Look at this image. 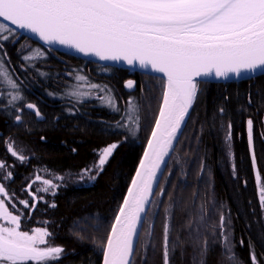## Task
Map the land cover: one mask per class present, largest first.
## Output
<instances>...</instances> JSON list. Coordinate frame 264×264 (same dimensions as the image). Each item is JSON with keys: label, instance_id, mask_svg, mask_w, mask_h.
I'll use <instances>...</instances> for the list:
<instances>
[{"label": "trees", "instance_id": "16d2710c", "mask_svg": "<svg viewBox=\"0 0 264 264\" xmlns=\"http://www.w3.org/2000/svg\"><path fill=\"white\" fill-rule=\"evenodd\" d=\"M14 32L15 36L2 41L0 55L6 53L4 59L18 84L21 99L9 105V92L15 90L0 85V161L9 160L14 165L8 189L15 194V214L23 213V230L44 227L51 233V241L63 249L58 260L47 264H101L103 246L153 127L163 80L69 55L65 56L66 61H60L52 55L53 50L38 44L50 58L26 62L23 56L28 53L20 50L16 38L30 40ZM78 74L103 88L102 96L112 92L119 111L107 109L97 98L85 97L79 102L69 95L61 98L76 83ZM128 81L133 82L131 87ZM54 94L61 95L55 98ZM130 100L138 109L136 126L126 118ZM29 103L39 110V117L27 107ZM150 105L152 114H149ZM249 119L253 121L251 149L247 133ZM263 119L264 76L239 83H198L194 109L150 205L133 264H164L166 216L171 245H175L169 253V264H200L201 260L205 264H229L222 255L221 215L225 217V230L232 237L235 264H252V250L259 264H264V211L260 208L254 174L257 170L264 184ZM118 121L128 123L129 127H117ZM229 124L231 140L227 146ZM133 127L135 130L130 131ZM10 138L16 148L20 145L23 149L27 157L23 163L9 156L6 141ZM115 141L121 142L116 156L94 180L59 188L54 195L36 193L41 199L35 202V210L26 211L19 203L26 198L32 202L25 188L34 173L43 170L53 175L77 174L92 166L100 150ZM194 141L202 144L199 157ZM35 190L33 186L32 191ZM188 201L192 206L190 217L181 213L174 219L175 209L182 211ZM186 224L192 225L185 227ZM99 231L105 233L103 241L98 238ZM197 236L199 242L195 243ZM205 242L208 251L202 256Z\"/></svg>", "mask_w": 264, "mask_h": 264}, {"label": "snow or ice", "instance_id": "6c2138e0", "mask_svg": "<svg viewBox=\"0 0 264 264\" xmlns=\"http://www.w3.org/2000/svg\"><path fill=\"white\" fill-rule=\"evenodd\" d=\"M0 21L7 22H0V48L2 41L16 35L9 27L11 25L34 34L45 45L58 44L100 61L124 62L163 74L162 103L151 137L103 246V264H133L138 229L144 222L148 206L154 203L151 197L155 195L154 185L158 186V173L162 175L161 165L173 149L195 102L198 83L205 78L225 79L230 75L240 77L245 73L264 71V0H0ZM41 55L39 50H32V54L24 55L23 60L32 61ZM4 56L6 53L0 55V85L15 90L9 92L8 103L12 105L21 97ZM75 81L66 94L77 98L78 102L91 96L92 89L104 91L83 75H76ZM132 84L128 81V87ZM97 98L119 111L110 93ZM27 107L40 116L35 105L29 103ZM126 118L134 126L139 123L138 109L131 100ZM16 120L19 122L20 117ZM117 127L128 128L129 124L118 121ZM231 127L229 124L228 141L231 140ZM129 130L134 131L135 127ZM247 131L251 149V119L247 121ZM117 146L113 143L102 150L96 165L100 171ZM7 151L21 163L27 159L12 143L8 144ZM252 163L255 168L254 154ZM0 169L7 172L4 179L12 178L5 162H0ZM90 172L92 169L82 170L81 177ZM95 178V175L90 176L92 180ZM53 179L63 180L64 177ZM53 179H41L37 175L25 188L32 202L20 200L19 203L30 211L35 210L36 193L52 190L55 194L58 185ZM256 181L260 208L264 211V185L259 173ZM37 182L43 187L34 192L33 183ZM163 193L161 189L160 195ZM6 203H11V197L0 184V264H46L58 260L63 249L48 244L51 233L45 228H33L31 232L21 230L23 213L13 214ZM50 206L55 207V204ZM12 207L15 209L14 204ZM200 218L203 220V206ZM219 227L224 241L222 255L229 264H235L237 257L230 233L225 230L227 225L223 215ZM195 239L198 243L199 236ZM170 245V225L166 216L164 264H169V253L175 248ZM207 251L205 242L201 255ZM250 258L252 264H259L254 250ZM200 264H205L204 260Z\"/></svg>", "mask_w": 264, "mask_h": 264}, {"label": "rangeland", "instance_id": "374dc122", "mask_svg": "<svg viewBox=\"0 0 264 264\" xmlns=\"http://www.w3.org/2000/svg\"><path fill=\"white\" fill-rule=\"evenodd\" d=\"M1 22V21H0ZM15 31V30H14ZM25 38H27V37H25ZM17 39L18 40H21V41H18L17 42ZM28 39V38H27ZM30 40V39H29ZM16 43H17V45L19 46V48H20V50H25V51H27V53H28V55H30V54H32V50H39L41 53H42V55H41V57H39V58H37V59H35V60H38V59H41V58H46V60L48 59V58H50V55H49V53H47L46 51H44L43 50V48H40L39 46H37L36 44H38V45H40V46H43L42 44H40V43H38V42H34L33 40H30V41H28V40H25V39H20L19 37H17L16 38ZM43 47H45V46H43ZM52 50V49H51ZM56 53L58 54V55H56ZM53 56H55V57H57V58H59V60L60 61H66V58H65V56H66V54H64V53H58V52H56V51H53V54H52ZM75 58H78V57H75ZM78 59H80V58H78ZM81 60H83V59H81ZM84 61H86V60H84ZM90 62V61H89ZM50 77V76H49ZM52 78V77H51ZM76 83H74L73 85H75ZM70 89H68L67 90V92L69 91ZM113 89H111V91H112ZM66 92V93H67ZM91 92H92V95L91 96H88V97H92V98H94V99H96L97 98V96H102V93L103 92H101L100 90H99V88H97V89H92L91 90ZM63 94L64 96H61V98H64L65 96H67V94ZM61 94H54L53 95V97H55V98H59V96H60ZM110 95L113 97V94H112V92H110ZM98 99V98H97ZM161 100H162V98H161ZM154 102H151V104H153ZM160 104H161V101H160ZM100 106H101V104H99ZM159 107H160V105H159ZM106 108L107 109H110V110H112L113 111V109L111 108V107H109V106H107L106 105ZM193 109H194V105H193ZM192 109V110H193ZM158 111H159V108H158ZM192 113V112H191ZM149 114H152V106L150 105V109H149ZM157 114H158V112H157ZM152 116V115H151ZM156 117H157V115H156ZM156 117L154 118V121H153V123H155V120H156ZM263 121H264V119H263ZM152 123V125L154 126V124ZM188 124V123H187ZM195 125V123H193V125H192V127ZM263 127H264V122H263ZM153 128V127H152ZM152 130V129H151ZM150 133H151V131H150ZM248 133V132H247ZM150 135V134H149ZM227 137H228V134H226V138H225V140H226V144L228 143V140H227ZM195 143V146H198V151H197V155H198V157H199V146L200 147H202V144H201V142H199V141H194ZM9 143H12L13 145H14V147H15V141L14 140H12L11 138L8 140V141H6V147H8V144ZM113 143H115V144H117L118 146L113 150V153L111 154V156L108 158V160L106 161V163H105V165L103 166V170H105V166L107 165V164H109V163H111L112 162V160L114 159V157L116 156V153L118 152V147L121 145V142H119V141H115V142H112V143H109L108 145H106V147H108V146H110V145H112ZM227 146H228V144H227ZM19 147H21L20 145H18V147L16 148L15 147V149L17 150V151H20V152H22L23 154H24V152H23V149L21 150ZM105 148V147H104ZM104 148H102L101 150H100V152L98 153V157H97V159H96V161H95V163L92 165V166H90V167H88V168H86V169H92V172H90L88 175H86V176H83V177H81V172L82 171H80L79 173H77V174H73V175H71V174H68V173H65V174H60V173H58V174H56V175H53V173H49V172H47V171H38V172H36V173H34L31 177H30V182H33L34 180H35V177L37 176V175H40L41 176V179H53L55 176H62V177H64V179L63 180H55V179H53V182L55 183V184H57L58 185V187L56 188V190H55V193H57V191H58V189L59 188H61V189H67V187L69 186V185H71V184H73L75 187L76 186H78V184H81V183H84V181H91L92 179H90V176H93V175H97V172L99 173H101L102 171H100L97 167H96V165H97V163H98V160H99V155L101 154V152H102V150L104 149ZM9 153V152H8ZM203 154L204 155H206V153L205 152H203ZM227 155L228 156H230V153H229V147H228V150H227ZM9 156L13 159V160H18V159H16L15 157H13L10 153H9ZM173 160V159H172ZM172 160L170 161V164H169V166L171 165V163H172ZM221 159H219L218 161H220ZM0 162H5L7 165H8V170L9 171H11V168H13L14 167V165H13V162L12 161H9V160H1ZM196 167V169L198 168V166L196 165L195 166ZM256 168V167H255ZM254 168V169H255ZM166 173V172H165ZM257 173H258V171L257 170H255L254 171V174H255V179H256V175H257ZM7 175V172L6 171H4L3 169H0V184H3L4 186H5V189H6V192L9 194V196L11 197V203H6V206L9 208V210H10V212H12L13 214H15V210L17 209V207H16V199H15V194H14V192H13V190H11V189H8V183L12 180V178L11 179H4V177ZM260 175V174H259ZM261 177V176H260ZM165 178V177H164ZM261 184L262 185H264L263 183H262V181H261ZM256 185H257V181H256ZM33 186H35L36 188H38V187H43V185L41 184V183H39V182H37V183H33ZM257 190H258V185H257ZM51 193L52 195H53V193H52V190H49L48 192H38L37 193V195L39 194V193ZM172 192H170V194H171ZM258 195H259V191H258ZM38 197V199L40 200L41 199V197L40 196H37ZM25 200H27L28 201V199L26 198ZM169 202V201H168ZM15 205V209H13V207H12V205ZM186 205H185V207H183V205H182V207H183V210L182 211H180L181 209H179L178 211L179 212H176V209H175V211L173 212V218L174 219H176L177 218V216L179 215V214H181V213H184V216L186 217V218H189L190 217V214H191V212H192V206H190L191 205V202L190 201H188L187 203H185ZM181 207V208H182ZM27 209L28 208H25V210L27 211ZM31 214H33V213H31ZM189 225L191 226L192 224H186L185 225V227H189ZM208 226V225H207ZM33 228H44V227H32L30 230H24V231H29V232H31V230L33 229ZM46 229V228H45ZM21 230H23L22 228H21ZM47 231H48V229H47ZM49 232V231H48ZM194 232H198V230L197 229H194ZM50 233V232H49ZM202 234V233H201ZM104 237H105V233H104V231H99V233H98V238H99V240L100 241H103L104 240ZM47 240H48V244H50V245H52V246H58V245H56V244H54L52 241H51V235L47 238ZM230 240H232V237H231V234H230ZM195 243H197L196 242V239H195ZM41 247H44V246H41ZM60 247V246H59ZM62 253H63V251H62ZM62 253L60 254V257H61V255H62ZM59 257V258H60ZM50 261H48V262H46V264L47 263H49Z\"/></svg>", "mask_w": 264, "mask_h": 264}, {"label": "water", "instance_id": "95a60500", "mask_svg": "<svg viewBox=\"0 0 264 264\" xmlns=\"http://www.w3.org/2000/svg\"><path fill=\"white\" fill-rule=\"evenodd\" d=\"M3 22V21H1ZM5 24H7V22H3ZM11 27L13 30H15L16 32L22 34V36L24 37H27L28 39L30 40H33L34 42H38L40 44H42L43 46L49 48V49H52L53 51H56L58 53H64L66 55H69V56H72V57H78L80 59H83V60H86V61H90V62H93V63H97V64H100V65H104V66H109V67H115V68H120V69H124V70H128V71H132V72H136V73H141V74H144V75H148V76H151V77H157V78H160L164 81V77H163V74L162 73H156V72H153L151 71V69H148V70H144V69H140L139 66H129L127 64H125L124 62H114V61H100L98 58L94 57V56H85L83 55L82 53H78L76 52L74 49H69V48H66L64 46H61V45H58V44H53V45H45L42 41L39 40L38 37H36L34 34H31L29 32H27L26 30H19V29H16L15 26H9ZM260 76H264V71H256L255 73H245V74H242L240 77H236L234 75H230L229 78H225V79H216L214 77L212 78H205L204 80H202V82L200 83H207V84H229V83H239V82H243V81H248V80H252V79H255L257 77H260ZM200 79V78H198ZM161 103H162V100H161ZM161 105V104H160ZM194 105V104H193ZM160 108V107H159ZM192 109H193V106L192 108L189 110V114L188 116L186 117L185 119V122L184 124L182 125V129H181V132L178 134V138L177 140L174 141L173 143V149L170 151L169 155L167 157H165V162L162 163L161 165V170H162V175L158 173V177H159V182H158V186L154 185V193H156L158 187H159V184L161 182V179L166 171V168L168 166V163L179 143V140L180 138L182 137L184 131H185V128L187 126V123L189 121V118H190V115H191V112H192ZM158 114H159V111H158ZM157 114V116H158ZM155 125V123H154ZM154 127V126H153ZM152 132V130H151ZM151 137V133L148 137V139ZM148 139H147V142L143 148V151H142V154H141V157L138 161V164L135 168V171L133 173V176L130 180V183L127 187V190H126V193H125V196L124 198L126 197L127 193H128V189L131 187V184H132V180L135 178L136 176V172L140 166V162L141 160L143 159L144 157V152L147 148V143H148ZM123 198V200H124ZM154 196L151 197V199L153 200ZM123 200H122V203H123ZM121 203V204H122ZM121 206V205H120ZM149 208L150 206H148V211H149ZM147 211V213H148ZM118 212V211H117ZM147 213L144 215V222H145V219H146V216H147ZM115 220V218H114ZM144 222L143 224L139 227L138 231H139V238H140V234H141V231H142V228H143V225H144ZM114 223V221H113ZM111 230V228H110ZM110 232V231H109ZM139 238H138V241H139ZM138 241L136 242V245H135V250H136V246H137V243ZM101 264H103V257H102V260H101Z\"/></svg>", "mask_w": 264, "mask_h": 264}, {"label": "bare ground", "instance_id": "6f19581e", "mask_svg": "<svg viewBox=\"0 0 264 264\" xmlns=\"http://www.w3.org/2000/svg\"><path fill=\"white\" fill-rule=\"evenodd\" d=\"M18 33V32H17ZM20 34V33H19ZM22 35V34H21ZM149 77H151V76H149ZM154 78H157V77H154ZM158 79H160V78H158Z\"/></svg>", "mask_w": 264, "mask_h": 264}]
</instances>
